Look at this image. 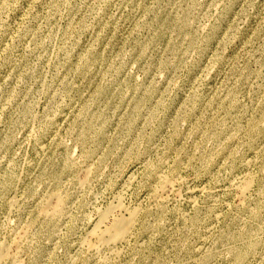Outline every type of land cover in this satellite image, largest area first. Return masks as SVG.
<instances>
[{"label": "rangeland", "instance_id": "obj_1", "mask_svg": "<svg viewBox=\"0 0 264 264\" xmlns=\"http://www.w3.org/2000/svg\"><path fill=\"white\" fill-rule=\"evenodd\" d=\"M0 260L264 264V0H0Z\"/></svg>", "mask_w": 264, "mask_h": 264}, {"label": "bare ground", "instance_id": "obj_2", "mask_svg": "<svg viewBox=\"0 0 264 264\" xmlns=\"http://www.w3.org/2000/svg\"><path fill=\"white\" fill-rule=\"evenodd\" d=\"M87 170H90V168H88ZM248 175H251V174H248ZM252 179H248L247 181H245L243 183V185L240 186L241 187L240 191L243 193L242 196L246 195L248 190L252 187L251 186L252 183H253ZM166 187L167 186H165V188ZM63 197L56 196V198H58L57 200L59 201L61 206L65 205V203H64L65 201H64ZM244 197H246V196H244ZM118 199H120V198H118ZM120 201H121V199H120ZM13 202H14V200H13ZM14 203H13V205H14ZM113 210H117V207L112 206V207L108 208L107 210H105L104 212L101 213L100 220H99L100 223H99V225H97V227L95 228L94 232L92 233L93 236L97 237V243L94 246L92 245L91 248H94L96 250H100L101 251L102 248L115 247L118 244L126 242L128 237H129V235H130V232H131L132 228L134 227V224H135L138 216H140L139 215L140 214L139 209H134V210H129L128 209V210H125L123 208H121V209L119 208L118 211H120V213L121 212L123 213V211H126L129 214V217L128 218H124V217L118 218V219H116L114 221V223L112 224L111 227L106 228L105 230H101V225L107 221V219L109 218V214ZM45 211H46V209H45ZM42 212H43V210H42ZM114 253H116V252L114 251Z\"/></svg>", "mask_w": 264, "mask_h": 264}]
</instances>
